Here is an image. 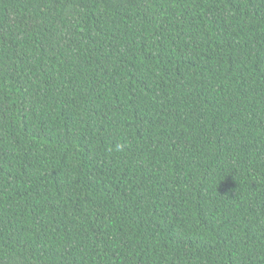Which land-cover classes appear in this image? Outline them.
<instances>
[{
    "label": "trees",
    "instance_id": "trees-1",
    "mask_svg": "<svg viewBox=\"0 0 264 264\" xmlns=\"http://www.w3.org/2000/svg\"><path fill=\"white\" fill-rule=\"evenodd\" d=\"M0 264H264V0H0Z\"/></svg>",
    "mask_w": 264,
    "mask_h": 264
}]
</instances>
